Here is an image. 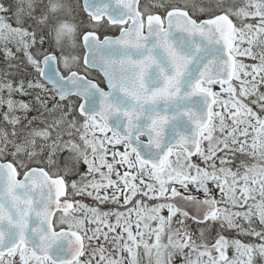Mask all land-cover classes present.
<instances>
[{
    "label": "snow or ice",
    "instance_id": "snow-or-ice-1",
    "mask_svg": "<svg viewBox=\"0 0 264 264\" xmlns=\"http://www.w3.org/2000/svg\"><path fill=\"white\" fill-rule=\"evenodd\" d=\"M0 264H264V0H0Z\"/></svg>",
    "mask_w": 264,
    "mask_h": 264
}]
</instances>
